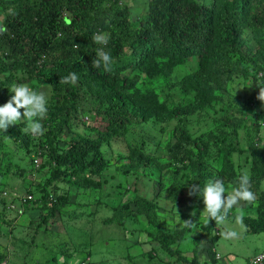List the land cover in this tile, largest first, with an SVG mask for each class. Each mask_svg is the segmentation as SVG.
I'll return each mask as SVG.
<instances>
[{
  "label": "trees",
  "instance_id": "16d2710c",
  "mask_svg": "<svg viewBox=\"0 0 264 264\" xmlns=\"http://www.w3.org/2000/svg\"><path fill=\"white\" fill-rule=\"evenodd\" d=\"M9 9L17 14L9 15ZM129 12L128 4L122 0H0V21L7 27L0 35V71L33 74L37 82L34 88L49 84L52 89L47 115L41 122L46 130L45 147L40 155L53 169L44 187L56 174L74 179L84 176V182H98L94 177L101 175L107 166L104 144L114 135L124 136L131 126L153 118L166 123L175 120L172 128L175 140L165 146L170 160L164 165L183 162L190 165L197 179L195 184L201 189L206 176L219 178L204 173L212 155L211 144L217 143L215 135L208 130L193 136L189 129L191 116L202 114L211 83L217 89H225L233 78L250 70L248 63L253 59H245L241 49L246 30L250 29L254 41L259 45L263 43L264 48V0H148L145 12L136 23L130 21ZM95 33L108 34V44L95 43L92 40ZM98 48L110 53L111 71L106 72L102 64L99 68L92 67ZM190 57H196V67L191 68ZM187 64L190 70L172 82L174 70ZM70 72L77 73L78 83H59L60 78ZM239 72L242 73L239 75ZM159 79H169L166 87H174L185 97L193 94L196 104L169 106V92L161 96L157 89L140 87ZM13 84L11 77L6 78L5 83L0 82V105L14 95L9 91ZM260 88H264V80ZM260 88L250 94L245 107L237 108L238 116L226 115L217 120L230 132L241 129L245 136L242 150L250 154L249 175L252 186L258 191L256 203L244 207L243 220L250 233L264 232V190L259 187L264 180V156L256 137L264 127V114L254 111ZM20 111L23 113V109ZM82 114L108 118L106 130L95 137L73 136L65 150L57 151L56 138L66 124ZM19 123L9 125L7 132L0 133V151L7 135L28 146L29 140ZM224 149L229 153L235 151L226 142ZM130 151L131 162L123 172L138 171L152 161L157 162L154 154L146 152L144 142L131 145ZM226 165L230 167L226 179L234 188L238 187L243 170L237 163L229 161ZM171 172L175 179L178 169ZM3 191L0 189V199L6 200L7 192ZM28 196L30 198L12 197L10 203L22 205L32 200V196ZM135 201L155 224V204L141 197ZM63 202L65 199L61 196L54 199L47 196L42 202L45 210L42 221L48 222ZM203 227L212 228L209 224ZM216 234H220V230ZM166 237L167 243L173 241ZM164 249L167 248L164 246ZM194 249L190 264H202L197 260L201 248L195 246ZM165 251L178 261L184 260L177 250ZM210 261H216L214 253H210Z\"/></svg>",
  "mask_w": 264,
  "mask_h": 264
},
{
  "label": "rangeland",
  "instance_id": "374dc122",
  "mask_svg": "<svg viewBox=\"0 0 264 264\" xmlns=\"http://www.w3.org/2000/svg\"><path fill=\"white\" fill-rule=\"evenodd\" d=\"M122 1L129 6L130 21L136 23L145 12L148 0ZM245 34L241 49L245 59L252 58L254 61L248 63L250 70L233 78L225 89H217L211 83L206 107L200 116L192 115L189 124L193 136L208 130H212L211 135H215L217 143L211 144L212 155L205 165L204 173L209 172L224 179L229 191L234 187L225 177L226 171L230 170L226 163H237L242 172L250 174L247 164L250 154L242 150L245 147L243 131L230 132L217 120L226 115L238 116L237 108L245 107L250 94L259 89L264 80L263 43L259 45L254 41L250 29ZM262 40L264 42V35ZM189 60L191 68L196 67V57H190ZM189 70L188 64L177 67L172 74V82ZM8 77L13 78L14 83H27L50 98L51 86L42 84L34 88L37 82L33 74L0 71V82L5 83ZM168 82L169 79H159L140 87L145 90L157 89L161 96L169 92V106L190 104L193 107L196 104L193 94L185 97L174 87L167 88ZM258 100L254 111L264 114V101ZM108 123V118L104 120L94 114L76 115L56 138V150H65L73 136L95 137L101 134ZM174 124L175 120L166 123L153 118L131 126L124 136L114 135L103 146L107 166L101 175L94 177L98 182L91 184L83 181L84 176L74 179L66 174H56L54 180L44 187L53 171L40 155L45 147V137H34L27 132V121L22 117L19 125L29 140L28 146L7 135L0 151V189L7 192L8 196L6 200L0 199V264H81L84 260L88 264H190L195 256V246L201 248L197 260L202 264H244L248 257L263 252L264 232H248L244 220L242 225L236 223L238 211L246 216L244 207L252 206L253 203L241 201L229 213L226 224L216 225L213 220L209 223L212 228L204 229L206 213L203 212V198L196 194L189 195L188 191L189 185L197 181L195 173L185 162L164 165L170 160L165 146L175 140L172 132ZM256 137L264 156V127H261ZM141 142L145 143L146 152L156 156L157 162L152 161L138 171L123 172L122 169L131 162V145ZM225 142L235 151H226ZM34 158L39 160L38 167L33 163ZM174 168L178 169L175 179L171 172ZM210 178L205 177L203 186ZM177 183L181 185L180 188L176 186ZM259 187L264 190V180ZM252 189L257 196L258 191L253 186ZM28 195L32 196L29 202L22 205L14 201L10 203L12 197L23 198ZM47 196L51 199L61 196L65 202L45 223L42 221L45 214L42 202ZM138 197L155 204V224L139 209L135 201ZM193 211L196 214L192 216ZM111 219L114 220L111 222ZM187 219L193 220L194 228L184 227V220ZM228 227L237 230L239 236L224 238L221 233ZM217 230H220V234H216ZM165 236L173 241L167 243ZM162 245L177 250L184 260H176ZM213 248L220 256L216 263L210 261ZM203 258L206 261L203 262Z\"/></svg>",
  "mask_w": 264,
  "mask_h": 264
},
{
  "label": "clouds",
  "instance_id": "9594fccd",
  "mask_svg": "<svg viewBox=\"0 0 264 264\" xmlns=\"http://www.w3.org/2000/svg\"><path fill=\"white\" fill-rule=\"evenodd\" d=\"M8 14L15 16L17 13L9 9ZM6 31V25L0 21V35ZM92 40L99 45L106 46L109 41V35L106 33H95L92 36ZM96 55L97 58L92 61V67L99 68L102 64L106 72L111 71L113 60L110 53L103 48H98ZM78 81L79 76L77 73L70 72L67 76L61 77L59 83L75 85ZM9 91L14 93V95L6 103L0 105V133L6 131L9 125L19 123L23 116L24 120L27 121L26 131L34 137L42 136L45 129L41 121L46 118L48 110V98L45 93L33 89L27 83H15L10 87ZM258 98L264 101V88H260ZM21 109H23V113H21ZM188 191L189 195H202L204 203L203 212L206 213L204 219L205 224H209L210 221L214 220L216 225H224L231 210L241 201L252 204L257 199L256 193L252 189L251 177L247 171L240 173L238 187L233 188L231 191L225 187V182L222 178L208 179L202 189L199 184H191L189 185ZM195 214L194 211L191 213L192 216ZM243 218V212L238 211L236 214V223L242 225ZM184 227L194 228L195 224L192 219H187L184 220ZM239 234L237 230L231 227L226 228L221 233L226 239L237 238ZM213 253L216 259L220 258L217 253Z\"/></svg>",
  "mask_w": 264,
  "mask_h": 264
},
{
  "label": "built area",
  "instance_id": "2783aa9c",
  "mask_svg": "<svg viewBox=\"0 0 264 264\" xmlns=\"http://www.w3.org/2000/svg\"><path fill=\"white\" fill-rule=\"evenodd\" d=\"M33 163L36 167L39 166V160L38 158H34ZM27 198H30V196H28ZM81 264H86V262H81ZM247 264H264V251L257 253L255 255H253L249 260Z\"/></svg>",
  "mask_w": 264,
  "mask_h": 264
},
{
  "label": "crops",
  "instance_id": "0c3cea01",
  "mask_svg": "<svg viewBox=\"0 0 264 264\" xmlns=\"http://www.w3.org/2000/svg\"><path fill=\"white\" fill-rule=\"evenodd\" d=\"M213 252H215V253H216V250H215L214 248H213ZM213 252H211V253H213ZM203 254H204V253H202L201 255H203ZM250 257H251V256H250ZM203 259H204V260H203V262H204V261H206V260H205L206 258H203ZM248 259H249V257H248V258L245 260V263H244V264H246V263H247ZM217 260H218V259H216V261H215L214 263H216V262H217Z\"/></svg>",
  "mask_w": 264,
  "mask_h": 264
}]
</instances>
